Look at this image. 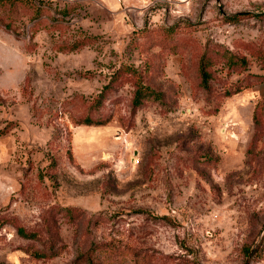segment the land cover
I'll list each match as a JSON object with an SVG mask.
<instances>
[{"label":"rangeland","instance_id":"obj_1","mask_svg":"<svg viewBox=\"0 0 264 264\" xmlns=\"http://www.w3.org/2000/svg\"><path fill=\"white\" fill-rule=\"evenodd\" d=\"M87 251L264 264V0H0V264Z\"/></svg>","mask_w":264,"mask_h":264},{"label":"trees","instance_id":"obj_2","mask_svg":"<svg viewBox=\"0 0 264 264\" xmlns=\"http://www.w3.org/2000/svg\"><path fill=\"white\" fill-rule=\"evenodd\" d=\"M203 69V68H202ZM202 80L204 82H206L207 80V73L202 70ZM16 230L19 232V231H22V226H16ZM94 255L91 253V251H87V255H86V260L89 264H94Z\"/></svg>","mask_w":264,"mask_h":264}]
</instances>
